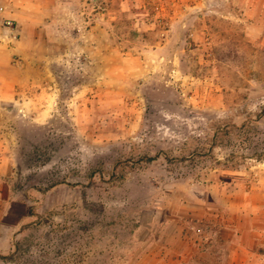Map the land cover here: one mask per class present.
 <instances>
[{
  "label": "rangeland",
  "instance_id": "obj_1",
  "mask_svg": "<svg viewBox=\"0 0 264 264\" xmlns=\"http://www.w3.org/2000/svg\"><path fill=\"white\" fill-rule=\"evenodd\" d=\"M58 1L0 103V264H236L260 236L213 215L264 177V0Z\"/></svg>",
  "mask_w": 264,
  "mask_h": 264
},
{
  "label": "crops",
  "instance_id": "obj_2",
  "mask_svg": "<svg viewBox=\"0 0 264 264\" xmlns=\"http://www.w3.org/2000/svg\"><path fill=\"white\" fill-rule=\"evenodd\" d=\"M46 2L48 1L0 0V6L5 8V13L0 16V103L11 100L16 87H25L34 80L32 61H29L30 55L38 56L40 49L43 50L45 47L49 28L52 26L48 20L50 15L48 8L51 5L56 6L62 3L60 1L57 3L54 0L49 5ZM252 3L249 2L246 15L250 12L249 8ZM2 16L16 22L15 32L2 27ZM236 16L240 20L249 21L246 17ZM257 22V20L253 23L250 22L249 28L252 30V26L257 25ZM16 55L22 58L20 63L17 60L19 64L14 63ZM0 113L2 114V111ZM260 175L264 174L261 172ZM238 194H242L239 200H237ZM227 204L226 208L229 212L226 215L225 213L213 215L214 227H217V232L225 229L233 234L244 221L246 233L260 236L250 240L246 238V240H242L236 234L232 236L226 242L229 247H232V253L229 255L230 262L264 264V255H256L251 250L256 247L264 248V177L248 185L243 191L231 193ZM233 213L237 214L233 215ZM235 224L237 227L234 226ZM213 242L215 243V241ZM239 251H241L240 254Z\"/></svg>",
  "mask_w": 264,
  "mask_h": 264
},
{
  "label": "built area",
  "instance_id": "obj_3",
  "mask_svg": "<svg viewBox=\"0 0 264 264\" xmlns=\"http://www.w3.org/2000/svg\"><path fill=\"white\" fill-rule=\"evenodd\" d=\"M5 13V8L0 6V16ZM1 25L3 28L9 29L11 32H15L16 30V22L10 18H6L2 16Z\"/></svg>",
  "mask_w": 264,
  "mask_h": 264
}]
</instances>
